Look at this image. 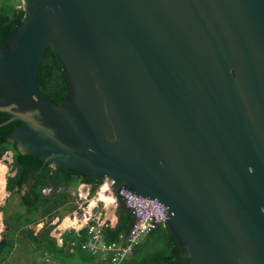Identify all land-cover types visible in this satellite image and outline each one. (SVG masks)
<instances>
[{
  "label": "water",
  "instance_id": "1",
  "mask_svg": "<svg viewBox=\"0 0 264 264\" xmlns=\"http://www.w3.org/2000/svg\"><path fill=\"white\" fill-rule=\"evenodd\" d=\"M21 1L0 49V126L21 122V152L107 182L115 223L135 209L121 189L161 201L177 264H264V0ZM49 44L60 103L40 88Z\"/></svg>",
  "mask_w": 264,
  "mask_h": 264
},
{
  "label": "trees",
  "instance_id": "2",
  "mask_svg": "<svg viewBox=\"0 0 264 264\" xmlns=\"http://www.w3.org/2000/svg\"><path fill=\"white\" fill-rule=\"evenodd\" d=\"M24 17L25 11L21 0H0V49L7 43ZM38 76L40 88L48 98L60 103L67 96L70 83L58 53L51 44L47 46L40 62ZM8 117V112L0 111V123ZM20 124L21 122L16 120L0 126V160L7 151L13 152V161L9 164L11 173L6 178V189L10 192V196L19 198L20 205L25 209L23 212H16L12 217H7L6 224L11 227L7 230L8 234L21 229L24 235L35 244V250L43 254L47 253V256L55 261V263L41 264H114L111 252L103 258L100 253L94 254L82 248V244L89 240L88 233L79 235L74 229L65 231L62 234L61 245H58L56 238L51 236L55 226L52 224L54 218L60 220L68 212H81L70 189L78 188L81 184H89L88 197L92 198L103 181L53 167L51 163L39 157L22 153L17 141L9 139L11 132ZM44 189H50V191L44 193ZM117 216L118 222L115 226L100 229L102 241L106 245L120 243L121 235L128 233L133 221L131 211L122 203L117 208ZM44 217H47V221L38 233L29 228L31 224L40 223ZM12 218L15 219L13 224H11ZM17 221L22 224H16ZM9 237L10 235L5 238L7 245L4 249L12 244V238ZM73 241L77 245H74L72 252L70 249ZM184 257L185 252L169 228L161 225L147 234L134 247L131 254L118 264H177Z\"/></svg>",
  "mask_w": 264,
  "mask_h": 264
},
{
  "label": "rangeland",
  "instance_id": "3",
  "mask_svg": "<svg viewBox=\"0 0 264 264\" xmlns=\"http://www.w3.org/2000/svg\"><path fill=\"white\" fill-rule=\"evenodd\" d=\"M0 161H3L4 164L7 166V172L5 174V178H7V176L10 175V173H11L8 170V168H10L9 164L12 161V157H11L10 153L9 152L5 153ZM81 185H83V184H81ZM81 185L78 188H76V190L74 188H71L75 192L74 195L71 193L73 198H74V201L78 205V207L81 209V212H78L79 220L84 218L85 211L87 210V207H88L90 199H91L88 197V193L83 190V187ZM108 186H109V184H108ZM71 189H70V191H71ZM45 193H47V191ZM112 197H113V195H112ZM111 205H115V206L117 205V203L114 202V199H113L112 204H110L109 206H111ZM109 206H105V204L103 202H101V204H100L101 213L98 215H96V214L93 215L94 218H98V217L100 218L101 224L104 222V220L107 217L106 213H109V215L111 217L113 216L112 217L113 224H116L115 223L116 218L114 217V214H113L114 212L113 211L108 212ZM1 208L5 209V210H0V212H1L0 242H1V240L7 238V236L10 235V237L12 238V244L10 245V248L13 246V249L9 250V247H6L3 250V253L0 254V264H41V263H47V262L55 263V261L50 259L49 256H47V258H46V256L41 251L35 250V244L29 238H27L24 235V233L22 232L21 229L17 230L16 232H13L12 234H8L7 230L11 229V227L8 224H6L8 222L7 217H12V215L15 214L16 212H23L25 210L24 207L20 205L19 198L17 196H10V193L7 192V190H6L5 195H3V193H0V209ZM64 212H66V211H64ZM75 213H76V211L68 212L64 216V218L66 216H70V217L74 218ZM14 220L15 219L12 218L11 224L14 223ZM61 220H63V218L60 220H58V218H54L52 221V224H57ZM46 221H47V217H44L41 219L40 223H38L36 225L31 224L29 226V228L34 230L35 233H38L39 230L44 226ZM16 224L20 225V224H22V222L17 221ZM54 231L55 230L52 231L51 236L57 238L60 235V231L56 230V233H54ZM96 246H97V248H99V250L95 254L100 253L101 256L104 258V255H103L104 253L100 249V247H102V242H100V241L96 242Z\"/></svg>",
  "mask_w": 264,
  "mask_h": 264
},
{
  "label": "built area",
  "instance_id": "4",
  "mask_svg": "<svg viewBox=\"0 0 264 264\" xmlns=\"http://www.w3.org/2000/svg\"><path fill=\"white\" fill-rule=\"evenodd\" d=\"M47 193L50 189H44ZM118 194H121L135 207L134 210L128 208L132 215L133 221L129 227V231L126 235H121L122 241L120 243H113L106 245L101 238L100 218H94L90 215L85 218V225H87V233L89 234L88 242L82 244L83 249L97 253L99 248L96 246V242H102L100 249L103 251L104 258L111 252L112 261L114 264H118L123 259H126L136 245H138L144 237L156 230L161 225H164L166 220V206L158 199L148 198L142 195H138L131 191L121 189ZM114 202L117 203L116 194H113ZM127 208V207H126ZM95 219V220H94ZM74 245H77L75 241L71 242V251H74Z\"/></svg>",
  "mask_w": 264,
  "mask_h": 264
},
{
  "label": "bare ground",
  "instance_id": "5",
  "mask_svg": "<svg viewBox=\"0 0 264 264\" xmlns=\"http://www.w3.org/2000/svg\"><path fill=\"white\" fill-rule=\"evenodd\" d=\"M6 172H7V166L4 164L3 161H0V193H3V195L6 194V189H5V184H6L5 174H6ZM112 195H113V193L111 191L110 186H108V183L107 182L103 183L99 192L94 197H92L90 199L89 205H88L87 210H86L87 214L90 213L89 208L94 206V205H97L98 201H102L105 204V206H109L110 204H112L113 199H114V197H112ZM0 216H1V213H0ZM85 216H87V215H84V218H83L84 221L86 218ZM82 224H83L82 219L79 220L78 214L75 213L74 218L70 217V216H66L62 220V222L60 223V226H61V228H65V227H68L71 225L78 227V226H81Z\"/></svg>",
  "mask_w": 264,
  "mask_h": 264
},
{
  "label": "crops",
  "instance_id": "6",
  "mask_svg": "<svg viewBox=\"0 0 264 264\" xmlns=\"http://www.w3.org/2000/svg\"><path fill=\"white\" fill-rule=\"evenodd\" d=\"M10 153V152H9ZM10 155H11V157H12V153H10ZM8 170H9V168H8ZM6 182V181H5ZM82 187L84 186V184L83 185H81ZM90 187V186H89ZM84 188V187H83ZM5 189H6V184H5ZM75 190H76V188H74ZM90 189V188H89ZM7 190V189H6ZM7 192H9V191H7ZM73 195H74V190H72L71 189V191H70ZM10 193V192H9ZM45 193V192H44ZM87 193H89V190L87 191ZM95 206V205H94ZM94 206H92V207H90L89 209H90V211L92 210V208L94 207ZM1 213V212H0ZM76 213L78 214V211H76ZM101 213V210H100V206H99V208H98V210H97V212H95V213H89V214H87V212L85 211V215H87V216H85V217H88V216H90V215H94V214H96V215H98V214H100ZM0 218H1V216H0ZM63 219H64V217H63ZM62 221V220H61ZM61 221L60 222H58L57 224H55V227L53 228V230H55L54 231V233H56V230H58V231H60V235L56 238V240H57V243H58V245H61L62 244V242H63V239H62V234L65 232V231H69V230H71V229H75L77 232H78V230L82 227V226H84L85 225V221L83 220V218H82V222H83V224L81 225V226H68V227H65V228H61V226H60V223H61ZM115 225V224H114ZM113 225V226H114ZM52 230V231H53ZM52 231H51V233H52ZM87 233V232H86ZM13 249V246L10 248L9 247V250H12ZM71 250V249H70ZM45 256H46V258H47V253L46 254H44Z\"/></svg>",
  "mask_w": 264,
  "mask_h": 264
},
{
  "label": "clouds",
  "instance_id": "7",
  "mask_svg": "<svg viewBox=\"0 0 264 264\" xmlns=\"http://www.w3.org/2000/svg\"><path fill=\"white\" fill-rule=\"evenodd\" d=\"M7 152H10V153H12V156H13V152H11V151H7ZM7 152H6V153H7ZM12 161H13V158H12ZM12 161H11V162H12Z\"/></svg>",
  "mask_w": 264,
  "mask_h": 264
}]
</instances>
